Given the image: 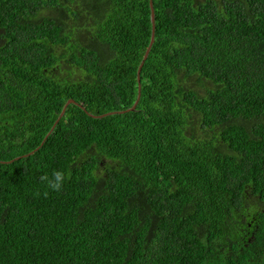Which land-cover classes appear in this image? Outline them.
I'll return each instance as SVG.
<instances>
[{
    "label": "trees",
    "instance_id": "trees-1",
    "mask_svg": "<svg viewBox=\"0 0 264 264\" xmlns=\"http://www.w3.org/2000/svg\"><path fill=\"white\" fill-rule=\"evenodd\" d=\"M152 1L135 105L150 0H0V264H264V0Z\"/></svg>",
    "mask_w": 264,
    "mask_h": 264
},
{
    "label": "water",
    "instance_id": "water-1",
    "mask_svg": "<svg viewBox=\"0 0 264 264\" xmlns=\"http://www.w3.org/2000/svg\"><path fill=\"white\" fill-rule=\"evenodd\" d=\"M150 6H151V21H152V33H151V39H150V42L145 50V53H144V56H143V60L141 61L139 67H138V70H137V79L139 81V93H138V98L137 100L135 101V105L136 103H138V99L140 98L141 96V84H140V75H141V68L143 66V63L145 61V59L147 58L150 50H151V47L155 41V12H154V6H153V1L150 0ZM71 101H74L73 99H69L68 102H71ZM67 102V103H68ZM67 104L64 106V109L66 108ZM135 107V106H134ZM133 107V108H134ZM64 113V111L62 112V114Z\"/></svg>",
    "mask_w": 264,
    "mask_h": 264
},
{
    "label": "clouds",
    "instance_id": "clouds-1",
    "mask_svg": "<svg viewBox=\"0 0 264 264\" xmlns=\"http://www.w3.org/2000/svg\"><path fill=\"white\" fill-rule=\"evenodd\" d=\"M65 179V173L60 170H54L50 175L41 177V180L44 181L46 187L52 191L60 190Z\"/></svg>",
    "mask_w": 264,
    "mask_h": 264
},
{
    "label": "rangeland",
    "instance_id": "rangeland-1",
    "mask_svg": "<svg viewBox=\"0 0 264 264\" xmlns=\"http://www.w3.org/2000/svg\"><path fill=\"white\" fill-rule=\"evenodd\" d=\"M196 89V88H195Z\"/></svg>",
    "mask_w": 264,
    "mask_h": 264
}]
</instances>
